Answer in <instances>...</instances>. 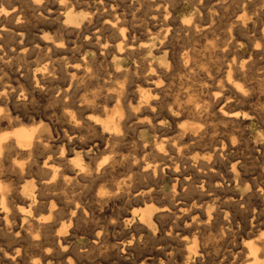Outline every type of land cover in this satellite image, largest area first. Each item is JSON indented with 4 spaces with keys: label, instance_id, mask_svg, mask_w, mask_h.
Listing matches in <instances>:
<instances>
[{
    "label": "bare ground",
    "instance_id": "6f19581e",
    "mask_svg": "<svg viewBox=\"0 0 264 264\" xmlns=\"http://www.w3.org/2000/svg\"><path fill=\"white\" fill-rule=\"evenodd\" d=\"M79 1L0 0V264H264V0Z\"/></svg>",
    "mask_w": 264,
    "mask_h": 264
},
{
    "label": "rangeland",
    "instance_id": "374dc122",
    "mask_svg": "<svg viewBox=\"0 0 264 264\" xmlns=\"http://www.w3.org/2000/svg\"><path fill=\"white\" fill-rule=\"evenodd\" d=\"M79 1V0H78ZM83 1H86V0H81V2H83ZM80 2V1H79ZM50 7H52V8H50ZM49 8L51 9L50 10V16H51V18L53 19V17L55 18L56 16H55V14H54V6L53 5H51ZM176 10H177V12L178 13H180V12H182L183 10L184 11H186V12H190V11H193V6H191L190 5V3L188 2V0H185L184 2H183V4L182 3H180L179 5H177V7H176ZM82 40H84L83 38H81L80 40H79V42H81V43H83V41ZM37 43H38V41H36ZM90 45H88V46H86V48L84 49L85 50V55H86V57L88 58V60H93V63L95 64V63H98V64H100L99 63V61H95L94 62V60H95V58H99L98 56H97V54H98V50H96L97 48L96 47H93L92 45H91V47H89ZM89 47V48H88ZM95 48V49H94ZM155 52V53H154ZM95 55H96V57H95ZM146 57H148L149 59H152V60H154L155 62H159L160 61V59L162 58V54L161 53H158V52H156L155 50H153V53L152 54H147V56ZM202 58V59H200L199 60V58ZM200 57H198V62H199V65H205V66H207L209 63V60H208V58H207V56H200ZM207 58V61L208 62H206L205 63V61H206V58ZM108 58V61L105 63L107 66H109V67H115V66H112L111 64H109L110 63V61L112 60L111 59V57L110 56H108L107 57ZM96 59V60H97ZM110 59V60H109ZM205 59V61L202 63L201 61H203ZM101 61V60H100ZM125 61V62H124ZM127 61V62H126ZM132 62V61H131ZM130 62V60H128V59H125V58H123L121 61H120V64L118 65L119 67H120V71H125V70H127V69H130L131 68V66H132V63ZM14 65V66H13ZM12 65V67H15V64H13ZM22 64H21V66H20V64L19 65H17L16 67H15V70L19 73V72H21L22 71ZM69 67V66H68ZM130 67V68H129ZM103 68H104V65H103ZM14 68H12V70H13ZM19 69L21 70V71H19ZM15 70H13V71H10V74L11 75H14V74H16V73H14L15 72ZM67 71L69 72V69L67 68ZM70 71H71V69H70ZM62 72V73H61ZM61 74L62 75H64L63 73H64V68H63V70H62V68H61ZM78 74V76H80V75H83V74H81L82 72H77ZM19 74H22V73H19ZM18 74V75H19ZM17 75V74H16ZM177 79V76L176 75H174L172 78H171V80H170V78L168 77V78H165V80H164V83H163V85H165V84H168L169 83V80H170V82H171V86H172V88H173V86L175 87L176 86V84H177V81H176V79ZM173 80V81H172ZM167 81H168V83H167ZM173 82H174V84H173ZM176 82V83H175ZM54 87H57V86H54ZM172 88H170L168 91L170 92L169 94H171L172 92L174 93V91H173V89ZM175 90V89H174ZM172 91V92H171ZM34 106H36V108H34V109H36L38 112H40V113H43V110L45 109V106L46 105H44L43 103H40L39 105H37V103L34 105ZM40 110V111H39ZM256 122H257V124H256ZM240 124H241V127H239L238 129H240L241 131H242V133H243V135H244V137H245V139L248 141V143H249V145H250V147H254V145H253V142L255 143V145L258 147L257 149H262V147H260V146H262V145H264V139L263 138H261V137H259V136H257L258 135V132H259V130H260V123L256 120V119H250V120H243V121H241L240 122ZM246 124V125H245ZM257 127V128H256ZM166 128H168V130L169 129H171V130H169V131H166L164 134H167V135H169V133H170V135H171V133H172V128H173V123H172V121L171 120H168V123L166 124ZM245 130V131H244ZM148 131V132H147ZM171 131V132H170ZM169 132V133H168ZM255 132V133H254ZM134 135L136 136V137H138V138H140L141 140H143V141H146V140H148V141H150V137L152 138V134H151V132L149 131V129L146 127V126H138L137 127V131H135V133H134ZM149 135V136H148ZM169 135V136H170ZM143 137V138H142ZM255 137H257V141H256V138ZM149 138V139H148ZM261 138V139H260ZM259 140H261V141H259ZM89 149H87V148H85V151H88ZM253 154H254V151H253ZM226 157V156H225ZM229 168V165L227 166V168H226V170ZM251 167L249 166V167H247L246 169H250ZM172 175V173L171 172H166L165 173V175H164V177H163V180L160 182V184H159V187H158V190L159 191H161V192H163L164 194H170V192H172V190H171V187H172V184H173V175L172 176H170V175ZM171 180V181H170ZM84 180H81L80 181V184L79 185H77V188H75V190H76V193H74L75 192V190L73 191V193H74V195H75V197H80V195L78 196V192H79V194H81V198H83L84 197V194H85V192H86V190H87V185H88V182L87 181H84L85 182V184H84V182H83ZM170 181V182H169ZM169 183V185H168V183ZM171 182H172V184H171ZM230 183H231V185H230ZM83 184V185H82ZM229 184V185H228ZM81 185H82V187H81ZM171 185V186H170ZM79 186H80V188H83V189H79ZM86 186V187H85ZM84 187L86 188V189H84ZM229 188V189H228ZM77 189H79L80 191H77ZM83 190V191H82ZM177 191H179V188H177ZM226 191L227 192H225L226 194L228 193L229 195H230V193H231V195H230V197H232L234 200L233 201H236V200H240L241 198H244V197H246V195L248 194V193H250V191L248 192V191H246L245 189H244V187L243 186H236V185H234L232 182H228L227 183V188H226ZM84 193V194H83ZM210 194V196L213 194V192H207V194L206 195H209ZM74 195H72V196H74ZM83 195V196H82ZM228 196V195H227ZM123 211V209L121 208L120 210H119V212H122ZM120 216V215H119ZM175 218V217H174ZM173 220V219H172ZM79 227H81V224L79 225ZM74 230V229H73ZM78 232V235H77V238H71V241H70V245L68 244V250H69V248L71 249V251H72V246L74 245V248L76 249L77 247V251L78 250H80V249H82V248H85L86 246H88L89 244H90V241L91 240H89V238H87V237H85V236H83V235H81L80 233V230L79 231H77ZM81 235V237H79ZM72 244V245H71ZM79 247H82V248H80L79 249ZM73 248V249H74ZM74 249V252H76V250ZM121 255V254H120ZM123 256H125V255H123ZM92 260H94V257H92L91 258ZM95 260H96V258H95ZM97 260H98V258H97ZM125 262V263H124ZM126 262L129 264L130 263V261L128 260V261H122L121 263H123V264H126Z\"/></svg>",
    "mask_w": 264,
    "mask_h": 264
}]
</instances>
